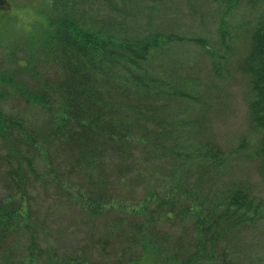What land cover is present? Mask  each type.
<instances>
[{
	"label": "trees",
	"instance_id": "trees-1",
	"mask_svg": "<svg viewBox=\"0 0 264 264\" xmlns=\"http://www.w3.org/2000/svg\"><path fill=\"white\" fill-rule=\"evenodd\" d=\"M218 2L224 4L221 51L201 34L175 33L184 8L192 18L208 15L211 21L201 0H43L37 37L27 41L35 50L25 67L33 58L42 59L57 72L52 79L31 72L39 88L34 91L13 81L21 98L45 112L39 125L32 126L19 112H5L9 96L4 85L12 82L11 75L0 72V144L7 148L6 153L0 148V179L5 182L0 264H46L29 191L31 178L40 176V160L59 177L46 154L50 144L74 171L85 174L89 213L125 209L116 202L122 201L116 187L141 183L145 194L131 209L142 217L124 236L141 247L139 259L150 255L149 264H248L245 259L253 253L245 249L244 228L260 233L256 236L264 248V196L248 182L236 181L232 172L236 155L247 154L246 138L222 147L207 117L215 120L227 109L226 99L218 104L224 88L189 74L197 62L191 65L177 51L184 44L201 49L209 57L206 69L224 83L231 72L232 41L238 38L229 32L227 18L241 3L260 12L235 26L246 44L233 70L245 78L249 128L257 134L251 156L264 176V0ZM2 13L6 18L10 14ZM157 218L177 222L184 236L157 232ZM113 221L117 225L122 218L113 213ZM254 261L264 259L254 255Z\"/></svg>",
	"mask_w": 264,
	"mask_h": 264
},
{
	"label": "rangeland",
	"instance_id": "rangeland-1",
	"mask_svg": "<svg viewBox=\"0 0 264 264\" xmlns=\"http://www.w3.org/2000/svg\"><path fill=\"white\" fill-rule=\"evenodd\" d=\"M218 1L201 0L204 9L209 11V17L211 15V21L208 15H204L203 20L192 18L188 14L187 8H184L181 11L184 12V18L181 16V19L177 20L175 33L182 35L190 33L191 36L201 34L205 38H209L211 43L221 51L223 47L219 43L218 30L224 4ZM189 10L192 11L190 8ZM2 11L10 13L9 16L2 17ZM43 11H45L43 0H0V72L11 75L12 82L4 85L9 96L6 100L5 112L24 114L32 126L39 125L43 115L46 114L33 102L21 98L19 92L13 88V81L26 90L34 91L39 88L31 78V72H40L45 75V78L50 77V79L57 72L55 65H49L42 59L34 60L35 58H33V64L28 68L25 67L26 59L35 50L28 47L27 41L29 38L37 37L35 31H39L40 17ZM257 13L260 12L249 10L244 3H241L229 15V19L227 18L231 25L229 32L235 33L238 38L232 41V51L229 53L230 63L227 64L231 72L224 83L220 78L213 77L211 70L206 69L209 68V57L201 49L192 44H184L177 51L186 56L188 60L193 61L194 63L191 65L197 62L196 69H190L189 74L192 73V76L197 74L204 82L214 80L215 84H222L224 92L220 94L218 104L226 99L227 109L223 113H219L215 120L211 115H207L208 120L212 121L213 135L224 148L232 146L239 137L246 138L247 154L244 157L236 155L235 163L238 165L232 171L233 177L236 181L248 182L256 194L264 196V176L256 170V159L251 156L257 134L249 128L247 102L244 98L245 78L240 72L233 70L235 61L244 53L246 44L241 28H235V26H239L244 20H249ZM169 23L171 24V21ZM165 26H167V22ZM169 31L173 32L172 26ZM36 54L40 56L38 50ZM183 73L181 74L183 75ZM212 93L210 91V94ZM184 116H189V113H184ZM13 141L15 142V140ZM0 148L3 153H6L5 146L2 147L0 144ZM46 148V154L53 160V167L59 177L53 176V172L49 174L44 161L40 160L38 163L41 177L38 175L37 178H31L33 183L29 191L33 207L32 219L38 220L41 224L37 235V244L45 250L41 261L46 264H133L130 261L138 259L140 264H149L147 258L150 255L144 257L145 261L139 259L143 252L141 247L129 243L124 236L131 230L130 226L134 225L136 221L138 223L142 217L132 211L133 207L136 209V206L141 203V198L145 194L141 183L139 181H132L131 184L122 182L116 187L115 194L122 200L117 199L116 202L126 205L125 209L117 207L107 212L89 213L92 209L85 202L84 195L89 190L85 174L82 175L78 171H74L61 150L52 144ZM1 180L0 193L3 192L5 184ZM56 180L60 182L61 186L56 183ZM153 203L150 208L153 207ZM113 213H117L122 218L120 224L115 225ZM154 215L156 216V214ZM114 218L119 217L115 216ZM160 219L157 218L154 224L157 232L170 231L172 236H184L177 222ZM185 228L188 229L189 225L186 224ZM121 233H123V237ZM242 234H245V249L253 253L250 254V259H245L246 263L256 264L254 255L264 259L262 237H257L260 233L244 228ZM260 264H264V262Z\"/></svg>",
	"mask_w": 264,
	"mask_h": 264
}]
</instances>
